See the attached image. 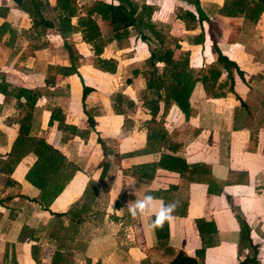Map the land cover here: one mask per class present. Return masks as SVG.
Listing matches in <instances>:
<instances>
[{"label": "crops", "instance_id": "crops-1", "mask_svg": "<svg viewBox=\"0 0 264 264\" xmlns=\"http://www.w3.org/2000/svg\"><path fill=\"white\" fill-rule=\"evenodd\" d=\"M6 1L0 0V10L2 16L9 14L0 22H9L10 30L0 41V82L7 88L39 90L29 134L60 151L73 171L44 209L39 190L24 177L35 156L27 153L8 169L17 109L12 97L0 93V264H168L178 251L199 264H239L246 257L264 264V13L251 23L220 14L224 0H197L206 20L185 27V11L197 18L193 0H133L162 10L150 19L189 52L192 74L215 61L209 27L218 50L243 74L241 79L233 72V92L218 98L208 97L196 82L189 116L185 119L171 105L161 140L146 138L147 113L141 120L132 116L139 107L146 112L136 95L144 98L147 93L140 71L149 55L134 29L120 44L110 41L103 49L101 56L115 61L114 72L99 70L93 60L83 62L79 56L77 74L63 75L56 68L70 62L62 38L47 29L52 35L37 47L45 33L31 32L27 14ZM96 23L100 31H109L107 22L97 17ZM15 27L19 31L11 40ZM70 37L77 55L82 54L79 48L88 44L78 33ZM224 78L222 73L220 80ZM82 84L91 88L83 101ZM115 92L134 103L127 110L129 127L111 109ZM53 108L61 111L65 124L83 135L87 130L86 137L60 131L56 121L48 125ZM85 112L92 114V129ZM162 154L183 159L187 171L180 175L159 167ZM147 192L158 198L157 206L160 199L180 202L173 218L155 231L149 228L153 216L128 212V205ZM61 212L65 215L58 222L52 213ZM55 254L63 260L53 263Z\"/></svg>", "mask_w": 264, "mask_h": 264}, {"label": "trees", "instance_id": "trees-1", "mask_svg": "<svg viewBox=\"0 0 264 264\" xmlns=\"http://www.w3.org/2000/svg\"><path fill=\"white\" fill-rule=\"evenodd\" d=\"M12 1L17 9L27 14L30 19L29 30L31 32L42 35L47 29H51L62 38L63 48L67 50L70 62L67 67L56 68L63 75L77 74L78 55L71 51L68 43V38L72 34L78 33L80 41L90 45L93 49L95 56L92 62L93 67L106 72H114L115 61L99 57L102 48L108 41H116L120 44L129 36V29H134L139 39L147 45L149 53L140 71L147 92L142 100V106L149 115L143 121L147 139L162 140L165 137L163 117L171 105H174L185 119L189 116V96L196 82L201 84L208 97L218 98L225 96L227 92H233V72L243 79L238 66L218 50L210 27L208 36L216 55L215 61L192 74L188 66L189 52L180 50L178 38L165 33L161 26L151 21V8L146 4L138 5L133 0H111L108 3L101 0H90L85 5L80 0H56L55 5L50 6L47 0ZM193 4L197 18L192 12L185 11L181 17L185 27L196 20L198 22L206 20L202 16L198 1L193 0ZM41 8L51 10L52 18H45L41 13ZM218 11L224 16H242L245 20L255 23L259 15L264 13V0H224ZM97 17L110 26L105 37L96 23ZM72 18H75L74 22L71 21ZM9 30V22L1 21L0 41ZM198 37V42H201L202 34L200 33ZM4 43L10 45L9 42ZM157 63L161 64V67H158ZM222 73L225 74L224 80H220ZM7 87L8 85L1 80L0 93L14 99V106L17 109L14 119L18 125L17 136L8 152L9 158L6 160L8 169L11 170L13 165L27 153L35 156L24 177L39 190L38 201L44 209L48 210L49 204L62 191L73 170H69L60 151L45 142L43 138L29 134L33 110L40 95L39 90L27 87ZM90 91L91 88L82 84V101ZM239 101L242 105L243 102ZM110 106L114 114L124 117L123 126L129 127L131 119L127 115V110L133 109V101L122 93L115 92L110 95ZM85 114L87 125L92 129L94 125L92 114L89 112ZM53 121L57 122L60 131L70 135L78 134L85 138L88 133L86 130V134L83 135L75 126L65 124L58 108L50 111L47 124L50 125ZM158 166L177 171L180 175L187 171V165L183 159L168 154L160 156ZM104 171L103 169L99 175V180L102 179ZM52 214L58 222L65 215L62 212ZM243 230L247 235L248 230L244 225ZM253 258L246 257L239 264H257ZM52 259L53 263L63 260L60 254H55ZM168 264H199V262L194 257L178 251Z\"/></svg>", "mask_w": 264, "mask_h": 264}, {"label": "rangeland", "instance_id": "rangeland-1", "mask_svg": "<svg viewBox=\"0 0 264 264\" xmlns=\"http://www.w3.org/2000/svg\"><path fill=\"white\" fill-rule=\"evenodd\" d=\"M5 1L6 0H4V2H3V4H5ZM81 1V3H83V4H87V3H89L90 2V0H80ZM145 1H148V0H145ZM150 1V0H149ZM7 2V1H6ZM55 2H56V0H49V5L50 6H54L55 5ZM10 3V2H9ZM142 4V3H141ZM146 5H148V4H146ZM7 6V5H6ZM12 6L13 7H15L14 6V4L12 3ZM150 8H151V14L153 15V13H154V15H155V17H158L159 15L158 14H160V12L162 11V10H159V9H156V5L155 4H153V5H148ZM42 10H41V13H42V15L45 17V18H52V14H53V12L51 11V10H49V9H45V8H41ZM8 11V6H7V9H6V12ZM7 14H9V13H6L5 15H3L2 16V11L0 10V19L1 18H5L6 16H8ZM11 16V18H12V16L13 15H10ZM151 17V16H150ZM179 18V17H178ZM30 20V19H29ZM72 21H73V19H71ZM101 24V23H100ZM12 29V28H11ZM108 28H103L102 27V30H101V33H102V35H103V37H105L107 34H108V30H107ZM110 30V29H109ZM18 28L17 27H15V28H13L12 29V31L10 32V39L12 40V39H14V37L16 38L17 37V34H18ZM20 32H21V30H20ZM174 33H176V31L174 30L173 31ZM28 34V33H27ZM131 34H134V31H131ZM130 34V35H131ZM52 35V33H51V31H49V32H46L45 34H44V36H43V38H42V40H39V41H37L36 43H37V45L38 44H40V45H43V44H45V38H49L50 36ZM133 39V38H132ZM131 39V42H133V40ZM44 40V41H43ZM47 40V39H46ZM54 43H56L57 44V42H59V39L56 37V39L54 38V41H53ZM68 42H69V45L71 46V51L72 52H77V50H75V47H74V44H75V42H74V40H72V38L70 37L69 39H68ZM110 41H108V42H106L105 43V45H104V47L109 43ZM25 45V43H23V46ZM55 45V44H54ZM179 45V44H178ZM30 46H32V44H30ZM29 46V47H30ZM104 47L102 48V51H101V53H100V55H99V57L100 58H104V59H111V58H105V57H102L101 56V54L103 53V49H104ZM179 49H180V45H179ZM25 53L27 54V52H28V47H26L25 49ZM64 50V49H63ZM79 50L82 52V54H79L78 55V59H79V56H81V61H83V62H85V60H88V61H92L93 60V58L95 57L94 56V53H93V49L90 47V45H88V46H85V47H82L81 49L79 48ZM67 51V50H66ZM65 51V52H66ZM177 52H178V50H177ZM176 52V53H177ZM67 54H68V52H66ZM113 60V59H112ZM116 66V65H115ZM138 95V96H137ZM136 95V97H139L138 98V101H141V99L143 100V98L142 97H140L141 95L140 94H137ZM147 113V111L145 112V111H143V109L142 108H138L137 110H135L134 111V113H133V115L132 114H130V115H132V116H134V117H137L139 120H141L143 117H144V114H146ZM147 115V114H146ZM165 116V115H164ZM147 117H148V115H147ZM166 117V116H165ZM165 117H163V122H165ZM10 248H14V246L12 247H10ZM8 259L9 260H11L12 259V261H14L13 260V258L11 257V259L8 257ZM13 263H15V262H13ZM12 264V263H11Z\"/></svg>", "mask_w": 264, "mask_h": 264}, {"label": "clouds", "instance_id": "clouds-1", "mask_svg": "<svg viewBox=\"0 0 264 264\" xmlns=\"http://www.w3.org/2000/svg\"><path fill=\"white\" fill-rule=\"evenodd\" d=\"M157 199L152 192H147L142 198L135 199L128 205V212L132 217L144 214L154 217L149 224V228L153 231L163 228L164 224L173 218V214L180 203L178 200L165 202L163 199H160L157 206Z\"/></svg>", "mask_w": 264, "mask_h": 264}]
</instances>
